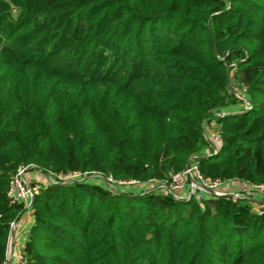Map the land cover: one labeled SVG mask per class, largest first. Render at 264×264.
Wrapping results in <instances>:
<instances>
[{"label": "trees", "instance_id": "trees-1", "mask_svg": "<svg viewBox=\"0 0 264 264\" xmlns=\"http://www.w3.org/2000/svg\"><path fill=\"white\" fill-rule=\"evenodd\" d=\"M0 0V264L21 164L264 183V0ZM232 85L251 107L230 90ZM226 112L219 116L217 112ZM214 121L221 141L210 142ZM48 183L17 264H264V207L104 179ZM78 179V180H77Z\"/></svg>", "mask_w": 264, "mask_h": 264}, {"label": "built area", "instance_id": "built-area-1", "mask_svg": "<svg viewBox=\"0 0 264 264\" xmlns=\"http://www.w3.org/2000/svg\"><path fill=\"white\" fill-rule=\"evenodd\" d=\"M230 90L240 101H242L238 107H242L245 110L251 107L249 101L246 98H244V96L239 94V92L232 85H230ZM225 114L226 112H222V111L217 112V115L219 116L220 115L223 116ZM212 130L213 131H211L210 133L205 132V136L210 142V147L207 148L205 151L206 155H212L216 153L219 147V142L221 141L220 132L218 131L217 127H214ZM31 167L37 169L38 172L40 173L39 175L43 177L44 179L43 181H45L43 183V186L47 185L48 183L61 182L63 181V178L66 176L69 177L68 179L79 178L81 176L82 178H85V176H83L85 175V173L77 170H73L67 175L65 174L61 175L60 173L58 174L51 173L34 164L28 166L27 165L18 166L15 172L11 175V177L8 180L6 195L10 204H14V205L20 204L22 206V212L25 211L31 212V203L34 194L37 193L38 190L42 187V184H39L37 182L38 180L35 179L31 180V177H29V179L26 180L25 175L28 174L27 170L30 169ZM105 179L104 181L106 182V184L108 183V181L110 182L114 181L111 176H107L105 177ZM150 181H160L161 185L159 187H164L171 193H175L177 191L179 193L183 188L188 187V189L190 190V191L188 190L189 191L188 194L191 196L194 195L197 199H201L205 195H212L208 192V190H212L220 193L218 188H220L224 183L229 182L220 178L211 179L204 177L199 170L197 160L193 161L191 164H188L186 167H184L181 170L169 172L166 178L163 180L153 179ZM231 181H238V180H231ZM138 183L139 182L137 180L118 181V184L121 186H124L125 184L139 186ZM247 185L249 186L248 194L253 193L256 194V196L264 197L263 196L264 183L253 184V185L247 184ZM179 197H181V195H179ZM181 198H189V196L185 195L184 197L182 196ZM263 207H264V203H261L258 206L257 208L258 213L262 212ZM17 220L18 219L15 218L9 222L8 244H7L5 260L3 261L2 264H10L9 259L11 255L9 254V246L11 245L12 234L17 226ZM16 256L18 259L17 262L24 261L25 256L23 249L21 251H18L16 253Z\"/></svg>", "mask_w": 264, "mask_h": 264}, {"label": "crops", "instance_id": "crops-1", "mask_svg": "<svg viewBox=\"0 0 264 264\" xmlns=\"http://www.w3.org/2000/svg\"><path fill=\"white\" fill-rule=\"evenodd\" d=\"M237 107L238 106H235L233 108H237ZM214 127H215L214 121L206 122L204 124V129L206 133H210ZM248 191H249V186L243 182H238V181H229V182L224 183L220 187V193H227V194H240V193L245 194L246 193L247 194ZM186 192H187V188L179 192L178 194L185 196L183 194L188 193ZM255 197L257 196L255 195ZM255 199H259V198H255ZM17 219H18L17 226L12 234V239H11L12 241H11V245L9 246V254L11 255L9 259L10 264H17L18 259H17L16 253L23 249V246L28 236L30 225L33 222L32 214H29V212H23Z\"/></svg>", "mask_w": 264, "mask_h": 264}, {"label": "rangeland", "instance_id": "rangeland-1", "mask_svg": "<svg viewBox=\"0 0 264 264\" xmlns=\"http://www.w3.org/2000/svg\"><path fill=\"white\" fill-rule=\"evenodd\" d=\"M6 2H8V4H9V8H10V10H11V14H13V16L15 15V14H17V11H18V9L16 8L17 6L14 4V3H12L10 0H6ZM215 127H217L216 125H215ZM211 131H213V130H211ZM32 163H29V164H27V166L28 165H31ZM21 165H26V164H21ZM77 171H80V170H78V169H76ZM47 171H49V172H51V173H54V174H58V173H60L61 175H63V174H65V175H67V174H69L71 171H67V172H59V171H54V170H51V169H47ZM81 172V171H80ZM27 173L28 174H26L25 175V178H26V180H28L29 179V177H31V180L32 179H35V180H38L37 182L39 183V184H42V186H43V183L45 182V181H43L44 179H43V177L42 176H40L39 174V172H38V170L37 169H35V168H33V167H31L30 169H28L27 170ZM85 173V175H83V176H89V177H92L93 175H96V176H100L99 178H101V179H105V176L104 175H102V173L101 172H94V173H90V172H84ZM103 178H102V177ZM69 177H64L63 178V181L62 182H68V181H72L74 178H70V179H68ZM78 180V179H77ZM106 180V179H105ZM114 181L113 182H110V181H108V183H107V185H109L110 187H112V188H119V187H121V185H119L118 184V181H124V180H128V179H121V178H118V179H113ZM129 180H137L139 183V186H142V184H146V188L147 189H152V188H156V187H159L160 185H161V183H160V181H148L147 179H138V178H129ZM135 187L134 185H128V184H125L124 186H122L121 188H126V190H127V188H129V187ZM184 189H186V188H183L181 191H183ZM189 189H188V187H187V192L189 193V191H188ZM218 190L220 191V188H218ZM180 191V192H181ZM186 192V193H187ZM185 193V192H184ZM183 194V195H187V196H190L189 194ZM172 194H174V195H177V196H179L180 194H178V191L177 192H175V193H172ZM238 195H245L246 197H249V198H254L255 197V195L256 194H253V193H250V194H244V193H240V194H238ZM182 196V195H181ZM263 196H264V193H263ZM184 197V196H183ZM255 198H260V199H263L264 197H259V196H257V197H255ZM259 204H261V202H259ZM259 206V205H258ZM257 206V207H258ZM25 212H29V214H32L30 211H25ZM32 219H33V214H32ZM18 221V220H17ZM7 244H8V237H7ZM7 246V245H6ZM6 250H7V247H6Z\"/></svg>", "mask_w": 264, "mask_h": 264}, {"label": "water", "instance_id": "water-1", "mask_svg": "<svg viewBox=\"0 0 264 264\" xmlns=\"http://www.w3.org/2000/svg\"><path fill=\"white\" fill-rule=\"evenodd\" d=\"M208 192L210 193V194H215V195H227V196H234V197H246L245 195H238V194H227V193H219V192H215V191H212V190H208ZM189 197H191V195L189 196ZM247 198H249V197H247ZM251 199H253V200H256V201H258V202H261V203H264V198L263 199H255V198H251Z\"/></svg>", "mask_w": 264, "mask_h": 264}]
</instances>
